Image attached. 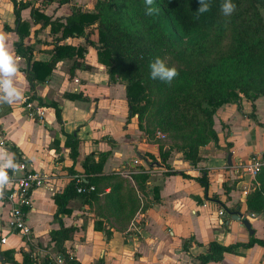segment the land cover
Listing matches in <instances>:
<instances>
[{
	"label": "crops",
	"instance_id": "0c3cea01",
	"mask_svg": "<svg viewBox=\"0 0 264 264\" xmlns=\"http://www.w3.org/2000/svg\"><path fill=\"white\" fill-rule=\"evenodd\" d=\"M22 0H18L20 3ZM86 0H23L28 7L20 13L21 20L30 25V34L21 42L15 5L11 0H0V31L10 33L7 44L19 56V71L15 79L24 97H32L45 108L40 120L29 115L23 98L12 104H0V147L15 153L38 172L51 174L48 184L32 193L33 209L27 211V222L32 228L29 238L9 227L12 204L0 199V264L13 257L19 264H44L48 257L61 255L54 249L51 232L60 229L55 219L57 206L54 196L62 193L77 175L87 177L84 164L93 155L95 163L106 155L100 175L117 173L136 189L134 175L150 172L151 178L143 191L138 190L141 208L124 229L96 214V204L71 202L70 215L60 216L65 227H76L72 238L65 243L66 254L72 253L79 264H200L199 256L207 254L209 244H248L251 239L264 240V212L253 213L247 206L244 193L253 192L257 181L244 169L256 155H264V98L255 103L242 101L243 115L236 104H227L214 116L218 144L210 143L200 150L203 158L196 167L185 160L184 154L172 150L166 164L160 159V149L168 141L158 136L151 138L139 128L138 116L129 118L125 84L111 82L105 66L99 63L97 47L87 45L85 38H68L60 45L87 46L72 75L74 59L61 60L45 81L32 83L27 72L30 64L16 52V44L34 49L32 63L48 62L53 56L57 37L44 20L36 22L32 10L50 17L52 21L66 19L73 8L94 11ZM89 66L90 69H85ZM69 94L82 95L84 100H70ZM255 106V109H254ZM56 107L61 111L58 119ZM254 115L255 118H252ZM71 137L79 140V156L74 161L66 145ZM162 141V143L160 142ZM232 154V164L228 156ZM153 155L157 162L151 163ZM173 171L191 176L168 175ZM19 175V174H18ZM207 176L204 187L196 178ZM8 184L5 194L12 189ZM110 192V189L107 190ZM145 205V208L143 206ZM228 209L225 216L219 211ZM232 212L248 216L251 234L240 222L233 221ZM224 224H220V220ZM7 238L2 244L1 239ZM193 239V240H192ZM190 241L189 251L184 243ZM209 264H264V247L239 248L236 254H226L219 263Z\"/></svg>",
	"mask_w": 264,
	"mask_h": 264
},
{
	"label": "trees",
	"instance_id": "16d2710c",
	"mask_svg": "<svg viewBox=\"0 0 264 264\" xmlns=\"http://www.w3.org/2000/svg\"><path fill=\"white\" fill-rule=\"evenodd\" d=\"M11 1L15 5L23 42L30 34V25L21 20L20 13L28 4L23 0L20 3ZM209 2L210 11L198 15L199 0H154L152 7L158 11L148 16L145 14V0H98L94 11L74 7L72 15L64 21H52L34 9L32 16L36 22L44 20V26H51L52 34H61L56 38L53 56L48 62L32 63L34 49L25 48L22 43L16 44V52L32 64L31 72H27L29 80L32 83L34 80L45 82L63 59L76 58L70 69L72 75L77 67H82L79 59L84 58L87 46L76 48L60 45V42L68 38H85L87 45L97 47L99 63L107 68L111 82L125 84L129 118L138 116L140 130L152 139L159 132L166 135L169 149L165 150V143L160 141L161 162L166 164L171 151L176 149L183 152L191 166L196 167L203 160L201 148L212 142L218 144L214 129V116L218 110L224 105L236 104L240 113L245 115L244 99L255 103L264 98V0H232L236 11L230 17L223 16L220 11L223 0ZM168 55L193 60L195 66L177 69L179 75L171 84L151 79L150 63L157 57L164 60ZM67 97L70 100L85 99L74 94ZM56 111L61 121V111L57 107ZM147 119L151 123L148 124ZM150 124L155 126L151 128ZM79 144L75 137L66 144L74 161L70 169L72 175H76L74 167ZM101 156L97 163L93 155L86 159L84 193L77 192L75 179H72L62 193L54 196L55 219L60 222V229L51 232V242L67 260L65 243L77 228L65 227L60 216L72 213L70 205L73 200L96 204L98 216L124 229L141 208L138 190L143 191L151 178L150 172L134 175L136 189L117 173L100 175L106 160L105 154ZM148 156L152 164L158 163L153 155ZM166 166L168 175L191 178ZM196 180L207 187V176ZM256 181L258 186L249 194L247 206L251 212L260 213L264 212V166ZM90 187L94 190L90 191ZM190 244V241L184 243L186 251H189ZM256 244L264 247V240L253 238L248 244L228 246L214 241L209 244L207 254L198 259L200 264L219 263L226 254H236L239 248H251ZM6 262L19 264L13 257L7 258ZM23 264L29 263L24 261ZM44 264H55V259L50 256ZM70 264L79 263L72 261Z\"/></svg>",
	"mask_w": 264,
	"mask_h": 264
},
{
	"label": "built area",
	"instance_id": "2783aa9c",
	"mask_svg": "<svg viewBox=\"0 0 264 264\" xmlns=\"http://www.w3.org/2000/svg\"><path fill=\"white\" fill-rule=\"evenodd\" d=\"M68 40V39H67ZM23 104L25 109L29 112V115L34 118H39L40 120L45 117V108L34 100L32 97H24ZM160 139H166V135L163 133H158ZM21 167L17 170H8V175L10 177V184L13 185L12 189L5 194L3 190V195H0V199L8 200L12 204V212L9 221V227L17 234L29 238L32 235V228L27 222V211L33 209V199L32 193L39 189L45 187L49 180L52 178L51 174H44L31 169L27 163L22 161H16ZM264 166V155H256L251 158V161L246 166H242L244 171L248 172L254 180H256L261 168ZM19 174V175H18ZM77 192L84 193L86 190L84 188L85 177L82 175H77L74 177ZM90 191L94 190V187L89 188ZM249 192L244 193V197L249 196ZM27 209V211H26ZM226 211L224 209L219 211L220 217L225 216ZM220 224L223 225L224 221L221 219ZM2 244L7 243V238L3 237L1 239ZM68 260L56 256L55 264H70V262L75 261L72 253L67 255Z\"/></svg>",
	"mask_w": 264,
	"mask_h": 264
},
{
	"label": "clouds",
	"instance_id": "9594fccd",
	"mask_svg": "<svg viewBox=\"0 0 264 264\" xmlns=\"http://www.w3.org/2000/svg\"><path fill=\"white\" fill-rule=\"evenodd\" d=\"M154 0H145V14L154 15L158 10L152 7ZM200 7L197 11L198 15L210 11L211 4L209 0H199ZM220 11L223 16L230 17L236 11V5L232 0H223L220 5ZM10 33L0 31V104H12L23 98L22 91L16 87L15 79L21 75L19 71L20 57L10 50L7 41ZM150 77L153 80H160L167 84L179 75L175 67H169L164 60L157 57L149 65ZM21 165L16 162L15 153L7 151L0 147V195H3L4 188L9 184L10 177L8 170H17Z\"/></svg>",
	"mask_w": 264,
	"mask_h": 264
},
{
	"label": "rangeland",
	"instance_id": "374dc122",
	"mask_svg": "<svg viewBox=\"0 0 264 264\" xmlns=\"http://www.w3.org/2000/svg\"><path fill=\"white\" fill-rule=\"evenodd\" d=\"M98 0H86V4L89 5V7H93V5H96ZM165 63L169 67H175L176 69H192L195 65L193 64V60H187L182 59L174 55H168L164 58ZM146 122L149 124L151 121L149 119L146 120ZM155 124H150V127H154ZM149 127V126H148Z\"/></svg>",
	"mask_w": 264,
	"mask_h": 264
},
{
	"label": "water",
	"instance_id": "95a60500",
	"mask_svg": "<svg viewBox=\"0 0 264 264\" xmlns=\"http://www.w3.org/2000/svg\"><path fill=\"white\" fill-rule=\"evenodd\" d=\"M228 163L229 165L232 164V154L228 156ZM230 217L232 218L233 221L240 222L242 226L245 227L251 234L253 233L252 225L249 221L248 216L244 215L241 212H232L230 214Z\"/></svg>",
	"mask_w": 264,
	"mask_h": 264
}]
</instances>
